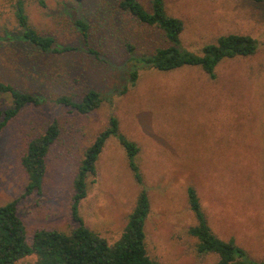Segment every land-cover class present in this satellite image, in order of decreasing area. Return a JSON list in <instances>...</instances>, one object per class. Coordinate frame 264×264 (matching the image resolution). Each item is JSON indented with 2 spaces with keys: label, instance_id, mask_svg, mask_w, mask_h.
<instances>
[{
  "label": "rangeland",
  "instance_id": "374dc122",
  "mask_svg": "<svg viewBox=\"0 0 264 264\" xmlns=\"http://www.w3.org/2000/svg\"><path fill=\"white\" fill-rule=\"evenodd\" d=\"M16 1L0 0V28L14 33L0 44V79L43 102L26 105L0 131V205L24 192L28 179L21 159L28 142L57 120L61 132L46 157L44 189L23 198L19 213L30 233L70 231L79 163L114 115L140 147L136 160L151 203L145 231L153 259L160 264L218 260L216 253H199L198 239L188 232L197 223L187 192L194 186L214 232L225 240L234 237L250 258L264 260V1L165 0L167 12L184 22L180 37L186 48L200 52L220 35L244 33L258 40V49L224 59L214 78L200 66L170 71L139 66L134 85L130 72L137 66L126 44L134 46L135 56L150 53L164 44L158 29L116 12L108 0H45L46 6L27 0L31 24L73 47L62 55L32 56L35 48L29 50L16 20ZM141 1L150 8L149 0ZM78 18L89 24L88 40L75 25ZM90 88L103 97L90 113L53 102L62 94L79 100ZM11 104V96L0 93L1 109ZM96 170L79 211L87 227L112 243L124 231L141 185L114 136ZM34 259L30 255L17 264Z\"/></svg>",
  "mask_w": 264,
  "mask_h": 264
},
{
  "label": "trees",
  "instance_id": "16d2710c",
  "mask_svg": "<svg viewBox=\"0 0 264 264\" xmlns=\"http://www.w3.org/2000/svg\"><path fill=\"white\" fill-rule=\"evenodd\" d=\"M74 1L79 4L86 2V0ZM26 2L27 0L15 2V16L22 37L28 41L29 50L35 48L32 56L62 55L72 51V46L57 43L52 34L41 33L31 24ZM39 2L43 6L47 5L45 0ZM108 4L116 12L129 14L144 26L153 28V31L158 29L163 35L164 44L140 56L134 55L132 44H126L131 59L135 60L137 66L130 72V85H134L138 79L139 66L151 67L159 71H170L183 66H200L214 78L218 64L224 59L251 55L258 49V40L250 34L227 33L220 35L215 42L205 44L200 52H195L182 45L180 36L184 22L180 17L167 12L165 0H149L150 8H147L141 0H108ZM75 25L81 35L88 40L89 24L85 18L76 19ZM13 35V31L8 30L7 27L0 28V40H2L0 44L4 43L5 38H12ZM127 89L128 87L125 86L121 92H126ZM0 93L8 94L12 98L10 106L0 108V131L26 105H39L43 102L35 93L21 90L10 81L2 79H0ZM102 101L100 91L94 88L87 90L79 100L69 94L59 95L53 100L54 103L71 107L79 114L96 110ZM60 132L59 122L53 120L44 132L28 142L26 152L21 159L28 179L25 190L20 196L0 205V264H17L19 260L30 255H35L31 264H160L149 255L146 244L145 223L151 203L136 160L140 147L120 130L119 120L114 115H111L108 126L98 133L84 151L73 179L71 215L75 225L70 231L41 228L33 233L29 232L19 213V203L28 195L42 193L48 169L46 157ZM111 136L116 137L125 148L129 167L135 180L141 185L136 205L129 214L124 231L112 243L87 227L79 211L80 202L88 193V180L97 173L98 158ZM187 192L190 208L197 218V223L192 225L188 232L198 239L199 253H216L218 260L213 264H264V260L250 258L247 250L240 246L234 237L228 240L219 237L208 222L196 188L189 186ZM30 235L31 239H29Z\"/></svg>",
  "mask_w": 264,
  "mask_h": 264
}]
</instances>
